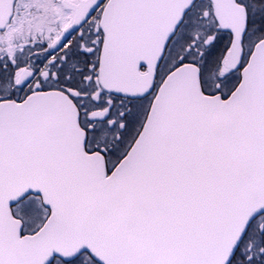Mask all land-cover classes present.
<instances>
[{"label":"snow or ice","instance_id":"1","mask_svg":"<svg viewBox=\"0 0 264 264\" xmlns=\"http://www.w3.org/2000/svg\"><path fill=\"white\" fill-rule=\"evenodd\" d=\"M0 264H264V0H0Z\"/></svg>","mask_w":264,"mask_h":264}]
</instances>
